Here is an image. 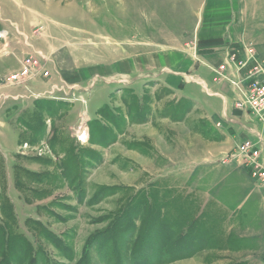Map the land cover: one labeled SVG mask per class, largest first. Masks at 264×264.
I'll use <instances>...</instances> for the list:
<instances>
[{"label":"rangeland","instance_id":"374dc122","mask_svg":"<svg viewBox=\"0 0 264 264\" xmlns=\"http://www.w3.org/2000/svg\"><path fill=\"white\" fill-rule=\"evenodd\" d=\"M240 9L238 0H0V129L10 139L7 125L17 129L15 151L0 147L8 264H154L172 253L174 259L155 264H264V139L246 131L257 122L264 138V113L252 109L246 94L240 103L232 95L230 77L248 66L240 44L208 49L220 59L206 67L212 74L219 68L230 91L225 99L215 93L225 111L197 121L190 145L181 143L179 123L200 114L194 95L157 79L138 87L99 84L109 94L88 95L91 73L169 46L194 54L196 27L215 34L234 26ZM23 61L30 70L7 83ZM216 100L211 109L219 107ZM151 116L170 121L169 129L160 128L161 145H173L167 133L174 132L175 152L162 154L152 137L140 144L149 155L142 166L111 160L126 126ZM132 251L147 262L134 261Z\"/></svg>","mask_w":264,"mask_h":264},{"label":"crops","instance_id":"0c3cea01","mask_svg":"<svg viewBox=\"0 0 264 264\" xmlns=\"http://www.w3.org/2000/svg\"><path fill=\"white\" fill-rule=\"evenodd\" d=\"M238 1L241 12L238 14L236 20L237 23L232 26L233 28L231 26H224L221 27L222 29H218L215 34H213L211 28H207L203 32L200 31L201 27L200 29H198L199 27H196L197 29L195 28L197 31L196 38H199L197 40L198 42L193 45L194 47L198 44V47H196L198 49V52H195L194 54H191L189 51L185 52L186 48L183 47L174 46L170 48L169 46V49L164 51L156 50L147 53L137 52L130 59L126 58L125 60H122L120 65H110L109 67H107L110 70H107L106 67H102L104 68L102 69L103 73H100L99 71L91 73L87 78L88 81L94 80V83L92 84L94 85V87L91 88L88 93L90 100L93 98L95 99V97L99 94H102V96L108 95V92L110 90L109 88H112V86L117 84L118 81H120L121 84H124V86L125 84H127L126 87L133 85L135 87H138L145 83L146 80L153 79L159 80L161 84L166 85L172 90H179L181 94H187L188 96L194 95L199 100V106H197L198 109L195 110L199 111L200 114L198 115L197 113H195L194 116H191L190 113L184 117V123L182 121V123H179V125L184 129L181 143L190 145V141L188 138L191 136L190 133H192L197 121H214L215 111H217V113L220 115L224 113L225 102H222L218 97H216V94L220 95L222 99H225L226 95L230 91L228 85L223 84V81L220 78H217L215 73L212 74L206 67V65H211L212 63H215V61L220 59L218 53L209 51L208 49L220 47L228 41L235 42L240 45H247L248 43H252L258 53V58L261 57L264 59V6L261 7L259 5L258 2L260 0H257L255 2H250V0ZM262 1L260 2L262 3ZM253 3L254 6L252 8L250 6ZM250 11H255V15H249L250 13L248 14V12ZM201 22L204 23L205 20L202 21L201 18ZM194 24L197 25L196 20L193 21L192 26ZM183 38H186V36H183ZM123 62H130L133 64L129 66L128 63L127 65L122 64ZM91 69L92 68H90L88 72H91ZM111 72H115L118 75L115 77L110 76L109 74ZM183 78L191 80V84H185L182 88H180V86H178L176 82ZM96 80L98 82L95 83ZM99 84L100 87L104 86V88H109L101 89L95 87L99 86ZM213 96L218 99L216 100V105H219V107H214L213 109H211L210 102L211 100H213ZM208 99L210 101H208ZM93 107L94 106H91L90 108L92 109ZM169 122H167V120H160L158 117L151 116L149 117V119H146V123L144 121H141L133 124H128L125 130L119 136V145H121L120 150H118L119 153L115 155V151H112L111 149L112 155H110L109 158L111 160L113 158H118L125 161L133 159H135L136 161L140 160L139 164L141 165L143 164V160H147L149 158V155H145L144 149L142 148L143 146L140 144L142 142L145 143L143 139L149 141V138L151 139L152 137L156 143L160 144L159 150L160 152H162V154H167L169 152L174 153V144H176V137L175 139L171 138L175 136L174 132L167 133L169 138L174 142L173 145H161L163 144L161 142V139L163 138L161 136L162 134L160 128L163 129L167 127V129H169V126L166 125V123ZM7 126L11 128V139L10 137H7L5 134H3V131L0 129V147L3 151L5 150L4 148H8V145L11 144V152H14L15 147H17L15 138L17 136V129L14 125L12 126L16 129V131L13 127H10L9 125ZM204 141L206 142L207 140L204 139ZM129 145H135L136 148L134 150L132 147L128 148ZM149 148L150 147L146 146L145 150L151 151L153 153V148ZM128 150L135 151L136 157H131ZM123 174L127 175L128 173Z\"/></svg>","mask_w":264,"mask_h":264},{"label":"built area","instance_id":"2783aa9c","mask_svg":"<svg viewBox=\"0 0 264 264\" xmlns=\"http://www.w3.org/2000/svg\"><path fill=\"white\" fill-rule=\"evenodd\" d=\"M241 50L244 49V55L242 56L245 60L243 64L248 65L244 69V74H241L237 78L230 77L229 83L232 86L234 100L236 103H240L239 97L246 94L250 99L249 104L255 112H259L261 115L264 113V61L257 59L253 53L254 50L249 45L241 44L236 47ZM216 69V68H215ZM30 70L29 61H23L21 68L6 76V82H12L18 78H21L23 74ZM216 77L221 78L222 71L218 68L216 71ZM11 84V83H9ZM238 98V100H237ZM243 100V98H242ZM259 114V115H260ZM264 116V115H263ZM261 116V117H263ZM255 129H247L248 132L254 135L258 140H263L260 132L261 126L256 122ZM255 133V134H254ZM24 148H28L27 144H23ZM254 173H252V176ZM264 182V180H262Z\"/></svg>","mask_w":264,"mask_h":264},{"label":"trees","instance_id":"16d2710c","mask_svg":"<svg viewBox=\"0 0 264 264\" xmlns=\"http://www.w3.org/2000/svg\"><path fill=\"white\" fill-rule=\"evenodd\" d=\"M28 122L25 121L24 122L25 126L24 125L23 126L28 128L31 132H34V126H32L31 123H28ZM6 226L7 225H3L2 227L0 226V264H8L9 260L11 259V236H10V230ZM172 226H171V232H173ZM178 243H179V240L177 239V241H175L174 244L172 243L169 247L175 248ZM7 251H8V253H6ZM131 255H132V258L134 259V261H136V262H138V261L141 262L142 259L144 261L143 263L147 262V260H145L144 256L133 253V251L131 252ZM146 257H148V256H146ZM175 257H176V255H174L172 253L168 256H161L160 255L159 257H157L156 260L166 262V261H169L171 259H174ZM158 258H159V260H158ZM156 260L153 262L154 264H155V262H157Z\"/></svg>","mask_w":264,"mask_h":264},{"label":"bare ground","instance_id":"6f19581e","mask_svg":"<svg viewBox=\"0 0 264 264\" xmlns=\"http://www.w3.org/2000/svg\"><path fill=\"white\" fill-rule=\"evenodd\" d=\"M10 83H12V82H10ZM83 122V121H82ZM84 124V123H83ZM81 125V124H80ZM84 126V125H83ZM262 136V135H261ZM264 139V138H263Z\"/></svg>","mask_w":264,"mask_h":264}]
</instances>
